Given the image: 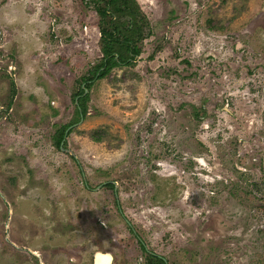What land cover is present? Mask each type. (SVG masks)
Listing matches in <instances>:
<instances>
[{
  "label": "rangeland",
  "instance_id": "obj_1",
  "mask_svg": "<svg viewBox=\"0 0 264 264\" xmlns=\"http://www.w3.org/2000/svg\"><path fill=\"white\" fill-rule=\"evenodd\" d=\"M134 1L72 124L101 2L0 0V264H264V0Z\"/></svg>",
  "mask_w": 264,
  "mask_h": 264
},
{
  "label": "trees",
  "instance_id": "obj_2",
  "mask_svg": "<svg viewBox=\"0 0 264 264\" xmlns=\"http://www.w3.org/2000/svg\"><path fill=\"white\" fill-rule=\"evenodd\" d=\"M91 2L93 4L101 2L100 6L95 7V11L99 17V45L102 56L98 64L89 71V77L82 79V83L74 93V101L77 99L75 103L77 119L73 120L72 124L78 122L81 115L85 116L87 93L84 95V91L91 87V83L88 82L94 79L100 80L114 67L121 66L139 55L137 44L142 38L141 30L144 26L141 22L144 17L134 0H91ZM65 128L66 126L54 138L56 147H59L63 140ZM93 139L98 141L99 137L94 135ZM148 257L154 258L155 262L152 264H164L161 258L152 255Z\"/></svg>",
  "mask_w": 264,
  "mask_h": 264
},
{
  "label": "water",
  "instance_id": "obj_3",
  "mask_svg": "<svg viewBox=\"0 0 264 264\" xmlns=\"http://www.w3.org/2000/svg\"><path fill=\"white\" fill-rule=\"evenodd\" d=\"M85 92H84V94H85ZM61 145H62V143H61ZM99 256L105 257L106 264H110L111 261H112V257L109 254H100V255L95 254L94 258H93V261H92L93 264H102V262L100 261Z\"/></svg>",
  "mask_w": 264,
  "mask_h": 264
},
{
  "label": "bare ground",
  "instance_id": "obj_4",
  "mask_svg": "<svg viewBox=\"0 0 264 264\" xmlns=\"http://www.w3.org/2000/svg\"><path fill=\"white\" fill-rule=\"evenodd\" d=\"M98 255H100V254H98ZM99 258H100V261L102 262V264H106L105 257L99 256Z\"/></svg>",
  "mask_w": 264,
  "mask_h": 264
},
{
  "label": "flooded vegetation",
  "instance_id": "obj_5",
  "mask_svg": "<svg viewBox=\"0 0 264 264\" xmlns=\"http://www.w3.org/2000/svg\"><path fill=\"white\" fill-rule=\"evenodd\" d=\"M93 258H94V256H93ZM93 258H92V261H93ZM162 259V258H161ZM112 260H113V258H112ZM162 261L164 262V259H162ZM93 264V263H92ZM164 264H165V262H164Z\"/></svg>",
  "mask_w": 264,
  "mask_h": 264
}]
</instances>
